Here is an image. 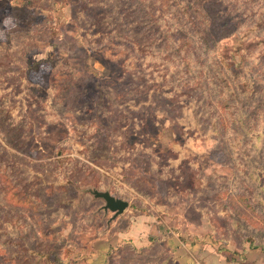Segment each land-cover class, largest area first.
<instances>
[{
  "label": "rangeland",
  "instance_id": "obj_1",
  "mask_svg": "<svg viewBox=\"0 0 264 264\" xmlns=\"http://www.w3.org/2000/svg\"><path fill=\"white\" fill-rule=\"evenodd\" d=\"M22 1L0 0V264H264V0L183 2L206 44L144 0ZM165 33L188 65L138 50Z\"/></svg>",
  "mask_w": 264,
  "mask_h": 264
},
{
  "label": "trees",
  "instance_id": "obj_2",
  "mask_svg": "<svg viewBox=\"0 0 264 264\" xmlns=\"http://www.w3.org/2000/svg\"><path fill=\"white\" fill-rule=\"evenodd\" d=\"M28 2H29V0H23L22 1V3H28ZM183 2H185L186 5L188 4L186 2V0H144L143 3H146L147 5H145L143 7V11L146 13L147 17H149V19H150L149 22L152 23L154 26H158V21H161L162 19H163V21H167L164 19L167 17V19H170V20L184 19L187 21V23L189 25H191V27L195 28V30H196V27H200L202 24L200 25L198 23V21H197L198 18L196 16V14H192V15L186 14V11H184L185 7H183L181 5ZM151 3L155 4L152 11H150V9H148L149 8L148 4H151ZM203 20L205 21V18H203ZM136 23L140 24L141 22L137 21ZM179 25H182L183 27H185L182 21L179 22ZM196 31L198 32L196 37L199 38L200 43L206 44V39H207V36L209 34V31H203V30H199V31L196 30ZM135 42H136V46L139 48V49L137 48L139 51H141V52L145 51L147 53L150 52V50L155 49L156 52L160 55H162V54H168L169 55L173 51H177L179 53L181 50H185V56H183L181 60L184 61L186 65H188V63H189L187 60V58H188L187 56L190 55L191 50L193 49L192 38L186 37V36L173 37L171 35L170 36L166 35V33H165V38H163V39H160L156 36L153 41H148L146 43L141 42V41H135ZM135 42H134V44H135ZM188 47L190 49H188ZM142 54H143V52H142ZM117 77L119 79L122 78V74H120ZM164 82H166V81H163V83ZM72 85L78 87L79 82L72 81ZM77 95L79 96V89H78ZM76 98H77V96L71 97V98L69 97L70 102L64 106V109H65L64 113L72 115L75 119H79L77 117L78 114L83 115V116L91 115L92 113L90 112L89 108L88 109L85 108V105L76 106V104H75ZM96 112L97 111H95L94 115L96 114ZM106 112H108V110H106ZM108 113H112V111L110 110ZM79 123L81 124V122H79ZM7 142L9 143L10 141H7ZM97 197H100V196H97ZM223 252L226 253L227 250H223ZM244 254H245L244 252L238 253V256L240 258L239 261H242V262L246 261L244 258ZM231 261L236 262V260H233V259Z\"/></svg>",
  "mask_w": 264,
  "mask_h": 264
},
{
  "label": "water",
  "instance_id": "obj_3",
  "mask_svg": "<svg viewBox=\"0 0 264 264\" xmlns=\"http://www.w3.org/2000/svg\"><path fill=\"white\" fill-rule=\"evenodd\" d=\"M95 196L103 197L106 201L104 205L105 210H110L113 212V216H117L123 212V210L128 206V202L123 199L115 198L108 192H97L94 191Z\"/></svg>",
  "mask_w": 264,
  "mask_h": 264
}]
</instances>
